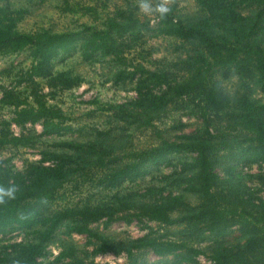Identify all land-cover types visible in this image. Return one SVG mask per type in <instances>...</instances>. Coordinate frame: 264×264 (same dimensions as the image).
<instances>
[{"label":"trees","instance_id":"obj_1","mask_svg":"<svg viewBox=\"0 0 264 264\" xmlns=\"http://www.w3.org/2000/svg\"><path fill=\"white\" fill-rule=\"evenodd\" d=\"M4 1L0 0V3ZM196 2L202 13L197 22L185 25L170 14L165 20H160L162 26L159 31L164 35L196 42L202 49L197 56L200 65L197 68L192 65L180 80H167L165 72L147 69L140 63L131 70H120L116 78L135 80L136 96L127 104L115 105V115L123 121L148 124L153 115L161 113L174 98L192 95L198 98L199 103L210 106L208 109L228 113L225 121L232 123L235 131H242L246 135L243 152L248 162H262L264 25H261L264 22V0H248L245 7H250L252 15H241L235 0ZM17 19L14 12L0 4V53H13L25 48L29 50L31 63L22 74V79L30 85L32 100L26 103L12 99L11 92L3 91L1 101L11 99L8 103L14 108L12 122L20 128L26 124H39V136H61L71 132L73 129L64 122L59 108L47 104L46 94L42 88H38L36 79H44L49 88L68 89L76 85V76H69L63 71L53 72V60L70 56L79 40L78 46L84 60L90 59L97 51L111 55V49L117 48L115 34L125 31L127 22H116L112 18L103 29L83 28L66 32L41 29L26 32L16 28ZM230 66L238 69L239 79L249 78L258 85L263 94L261 99L242 93L229 101L218 93L216 82L204 75V71H211L214 67ZM156 87L157 92L152 90ZM7 127L8 123L3 121L0 144H20L25 136L13 135ZM211 130L208 123H204L202 134H183L178 141L159 138L156 144L133 152L132 158L125 162L116 163V157H110L109 166L100 148L90 142L74 141L60 142L58 145L66 149L64 151L41 152L38 160L27 161L21 170L0 162V184H15L19 188L15 199L0 205V235L14 228L31 235V240L6 246L8 251L0 252V264H11L13 259H20L22 264H47L41 257L60 227L67 234H83L89 239L93 238L95 251H123L126 256L124 264H169L165 260L142 262L135 252L140 249H149L160 257L179 253L187 260L193 259L200 250L187 245L185 239H167L150 226H146L145 234L121 242H113L93 231L91 223L103 218L106 223L115 219V203L98 201L58 208L51 205L57 195H61L59 192L66 182L71 181L74 175L89 173L92 167H100L98 185L112 189L144 176L149 167L169 165L170 157L174 154L185 153L193 154L187 189L194 193V203L181 194H168L160 200L138 202L133 205L137 210L134 214L126 212L118 217L125 222L133 217H145L164 228L176 226L186 238L194 235L202 240L234 235V243L213 248L211 264H264V198L252 193L250 187L239 184L237 180L230 182V179L224 180L217 175L213 169L216 150L221 143H225V137L220 135L218 139ZM124 198L114 199L118 205L126 207L128 204L124 203ZM41 200L47 203L41 205Z\"/></svg>","mask_w":264,"mask_h":264},{"label":"rangeland","instance_id":"obj_2","mask_svg":"<svg viewBox=\"0 0 264 264\" xmlns=\"http://www.w3.org/2000/svg\"><path fill=\"white\" fill-rule=\"evenodd\" d=\"M235 2L241 15L253 14L250 7H245L248 0ZM0 4L14 12V16L18 18L16 28L26 32L41 29L51 32L78 31L83 28L103 29L112 18L116 22H127V29L115 34L117 48L111 49V55L97 51L90 59L84 60L78 46L81 42L79 40L70 56L56 57L53 60V72L63 71L69 76H76V85L68 89L49 88L46 87L44 79H36L38 88H42L46 94L47 104L59 108L64 122L73 129L61 136H39V124H26L20 128L12 122L14 108L8 103L10 98H5V102L1 101L2 92H11L12 99L31 103L30 85L22 79V74L30 66L31 57L27 48L13 53H0V128L5 121L8 123V132L25 136L20 144H0L2 165L21 170L27 161L38 160L41 152L64 151L66 149L58 144L62 141H74L93 143L101 149L109 166V158L112 156L116 157V163L125 162L132 158L133 152L156 144L159 138L178 141L183 134H202L204 123H208L215 137H225V143H221V147L216 150L214 171L221 179H230V182L237 180L239 184L250 187L252 193L264 198V161L248 162V157L243 152L246 135L242 131H235L232 123L225 121L228 113L215 112L212 108L208 109L210 106L199 103L197 97L183 95L174 98L161 113L154 114L148 124L123 121L115 115V105L127 104L136 96L135 80L116 78L120 70H131L135 64L140 63L147 69L165 72L168 75L167 80H180L186 76L187 69L192 65L193 68L200 65L197 56L202 49L196 42L161 34L160 20L139 14L133 0H6ZM171 15L187 25L197 22L202 13L196 0H176ZM132 19L134 20L131 21ZM263 25L264 22L261 26ZM262 38L264 40V33ZM227 68L214 67L211 71H204V75L216 82L219 77L227 78ZM149 87L152 88V85ZM157 88L152 90L157 92ZM242 93L257 99L263 96L258 85L249 78L239 79L235 97ZM192 162L191 153L174 154L170 157L169 165L149 167L144 176L112 189H104L98 185L97 178L101 170L95 166L89 173L74 175L71 181L66 182L60 190L61 193L59 192L61 195H57L51 205L58 208L83 203L94 204L98 201L115 203V219L109 223L104 218L91 223L90 228L93 231L113 242H121L145 234L146 226H150L167 239H185L187 245L200 252L193 259L187 260L179 253L160 257L149 249L136 250L142 262L165 260L169 264H211L210 254L213 248L234 243V235L217 239L206 237L202 240L194 235L186 238L176 226L164 228L145 217H133L129 222L118 217L126 212L134 214L137 210L133 205L138 202L160 200L168 194H181L187 201L194 203L196 197L187 189ZM115 197H125L124 203L128 205H118ZM28 240H31L29 233L15 228L8 229L0 235V252H7L6 246L13 242ZM95 245L93 238L89 239L83 234H67L60 227L46 245L41 259L47 264L126 262L123 251H95ZM60 253L62 255L59 256Z\"/></svg>","mask_w":264,"mask_h":264},{"label":"clouds","instance_id":"obj_3","mask_svg":"<svg viewBox=\"0 0 264 264\" xmlns=\"http://www.w3.org/2000/svg\"><path fill=\"white\" fill-rule=\"evenodd\" d=\"M134 6L138 13L152 18L156 17L159 20H165L172 12V6L176 0H133ZM228 76L219 77L216 81V89L224 98L231 99L236 96L239 87L238 69L235 66H230ZM19 188L15 184L7 186L0 184V205L6 204L8 201L16 198V193ZM46 200H41L40 204L45 205ZM11 264H22L20 259H13Z\"/></svg>","mask_w":264,"mask_h":264}]
</instances>
